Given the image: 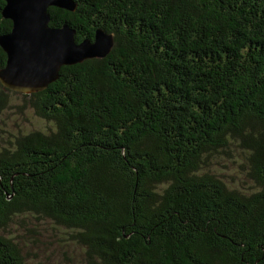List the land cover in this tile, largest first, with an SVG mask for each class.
<instances>
[{"label":"trees","instance_id":"1","mask_svg":"<svg viewBox=\"0 0 264 264\" xmlns=\"http://www.w3.org/2000/svg\"><path fill=\"white\" fill-rule=\"evenodd\" d=\"M72 1L49 26L113 46L41 92L0 85V116L20 96L45 123L0 140V264H28L24 223L85 264H264V0Z\"/></svg>","mask_w":264,"mask_h":264},{"label":"water","instance_id":"2","mask_svg":"<svg viewBox=\"0 0 264 264\" xmlns=\"http://www.w3.org/2000/svg\"><path fill=\"white\" fill-rule=\"evenodd\" d=\"M3 19L11 21V30L0 36L5 54L0 69V85L21 95L41 92L56 81L62 66L86 59H102L110 52V35L96 29L94 39L75 43V32L67 25L49 26V7L69 12L76 8L72 0H3Z\"/></svg>","mask_w":264,"mask_h":264},{"label":"rangeland","instance_id":"3","mask_svg":"<svg viewBox=\"0 0 264 264\" xmlns=\"http://www.w3.org/2000/svg\"><path fill=\"white\" fill-rule=\"evenodd\" d=\"M11 104V108L0 116V140L34 129H44L45 123L38 121L32 111L20 108V96L12 97ZM220 171L227 182H237V175L232 166L225 165ZM26 226L28 224L24 223L17 230L18 233L23 232V238L14 239L22 258L28 264H85L81 250L73 245H67L62 239L64 237L62 231H54L40 224L29 231H23Z\"/></svg>","mask_w":264,"mask_h":264}]
</instances>
